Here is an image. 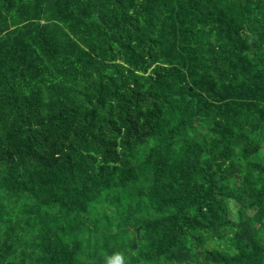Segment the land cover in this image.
<instances>
[{"label":"trees","instance_id":"1","mask_svg":"<svg viewBox=\"0 0 264 264\" xmlns=\"http://www.w3.org/2000/svg\"><path fill=\"white\" fill-rule=\"evenodd\" d=\"M0 264H264V0H0Z\"/></svg>","mask_w":264,"mask_h":264}]
</instances>
